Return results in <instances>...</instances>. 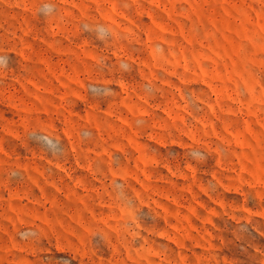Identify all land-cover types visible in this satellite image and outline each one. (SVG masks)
<instances>
[{"label": "rangeland", "instance_id": "obj_1", "mask_svg": "<svg viewBox=\"0 0 264 264\" xmlns=\"http://www.w3.org/2000/svg\"><path fill=\"white\" fill-rule=\"evenodd\" d=\"M0 264H264V0H0Z\"/></svg>", "mask_w": 264, "mask_h": 264}]
</instances>
